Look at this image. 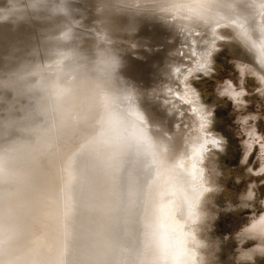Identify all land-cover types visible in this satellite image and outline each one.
Segmentation results:
<instances>
[{
    "label": "clouds",
    "instance_id": "1",
    "mask_svg": "<svg viewBox=\"0 0 264 264\" xmlns=\"http://www.w3.org/2000/svg\"><path fill=\"white\" fill-rule=\"evenodd\" d=\"M148 23L219 28L230 57L223 79L215 57L195 77L214 87L178 134L127 75ZM0 33V264H222V214H243L229 239L254 242L230 264L264 260V195H225L218 127L264 148V111H247L264 109V0H0Z\"/></svg>",
    "mask_w": 264,
    "mask_h": 264
},
{
    "label": "rangeland",
    "instance_id": "2",
    "mask_svg": "<svg viewBox=\"0 0 264 264\" xmlns=\"http://www.w3.org/2000/svg\"><path fill=\"white\" fill-rule=\"evenodd\" d=\"M4 38L5 34L0 33V40ZM222 40L219 28L215 32L208 33L191 28L170 29L162 23L146 24L135 37L138 50L136 58L129 56L127 75L148 90L145 107L161 125L162 132H167L169 135L178 134L179 129L176 125L181 129L185 124L194 127L199 125L198 99L201 96L207 97L215 82L197 81L195 77L206 70L207 61L213 57L225 66V70L221 71L217 79H223L231 72V65L228 64L230 57L225 59L228 55L227 51L217 55ZM192 53L195 55L193 56ZM204 61H206L205 68L201 70L198 62ZM177 68H179L178 72ZM251 89L252 81H248V90ZM259 91L257 90V95ZM233 93L237 91L234 90L231 94ZM242 95L235 98L233 104L236 99L242 98ZM231 109L232 104H229L227 110L231 111ZM247 111L255 114L264 109L255 99H250ZM225 115V111L221 110L220 116ZM227 124H231L230 119ZM218 127L231 142L227 155L221 157V166L231 171V178L222 181L227 190L225 195L233 200L237 196L249 195V193L264 195V148L251 143L242 144L232 136L231 130L222 122H218ZM255 130L259 136L264 137V120L257 122ZM191 172L195 173H192L195 177L197 170L192 168ZM225 195L219 197L218 204H224ZM242 222L243 214L221 215L216 235L221 239H227L219 256L222 264H230L235 252L253 246L254 242L245 232H239L235 241L228 238L229 234L236 232ZM258 264H264V260H258Z\"/></svg>",
    "mask_w": 264,
    "mask_h": 264
},
{
    "label": "snow or ice",
    "instance_id": "3",
    "mask_svg": "<svg viewBox=\"0 0 264 264\" xmlns=\"http://www.w3.org/2000/svg\"><path fill=\"white\" fill-rule=\"evenodd\" d=\"M192 55L194 56L195 53H192ZM198 63H199L200 69L203 70L205 68L206 61H204V62H198ZM176 71L178 72L179 71V68H177ZM231 95L235 99V98L239 97L241 95V93H238L237 92V93H233ZM197 113H198V109H197ZM212 143L215 144L216 141L213 140ZM249 196H251V193H249ZM262 226H264V219H262L258 225H254V227H257V228H264Z\"/></svg>",
    "mask_w": 264,
    "mask_h": 264
},
{
    "label": "bare ground",
    "instance_id": "4",
    "mask_svg": "<svg viewBox=\"0 0 264 264\" xmlns=\"http://www.w3.org/2000/svg\"><path fill=\"white\" fill-rule=\"evenodd\" d=\"M194 168H195V170H197V168L195 167V164L193 165V169ZM191 173H194V172H191ZM175 243H176V246H177V252H178V254H184L186 252V249H184L182 247V241L181 240H177Z\"/></svg>",
    "mask_w": 264,
    "mask_h": 264
}]
</instances>
